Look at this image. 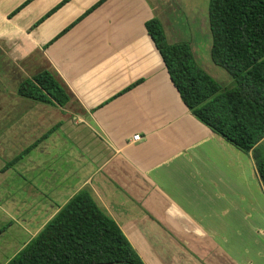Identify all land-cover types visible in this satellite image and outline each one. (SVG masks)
Listing matches in <instances>:
<instances>
[{
    "label": "crops",
    "instance_id": "0c3cea01",
    "mask_svg": "<svg viewBox=\"0 0 264 264\" xmlns=\"http://www.w3.org/2000/svg\"><path fill=\"white\" fill-rule=\"evenodd\" d=\"M156 16L150 0H0L15 60L29 55L71 96L59 107L0 92V211L29 241L86 189L144 264H264V240L240 227L256 211L241 168L264 206L253 161L183 104L144 27Z\"/></svg>",
    "mask_w": 264,
    "mask_h": 264
},
{
    "label": "trees",
    "instance_id": "16d2710c",
    "mask_svg": "<svg viewBox=\"0 0 264 264\" xmlns=\"http://www.w3.org/2000/svg\"><path fill=\"white\" fill-rule=\"evenodd\" d=\"M208 26L211 61L231 77L230 88L198 65L188 42H168L157 17L144 23L183 104L212 132L250 155L264 191V0H209ZM16 93L59 107L71 99L65 85L48 70L22 80ZM6 264L144 262L116 222L82 189Z\"/></svg>",
    "mask_w": 264,
    "mask_h": 264
},
{
    "label": "rangeland",
    "instance_id": "374dc122",
    "mask_svg": "<svg viewBox=\"0 0 264 264\" xmlns=\"http://www.w3.org/2000/svg\"><path fill=\"white\" fill-rule=\"evenodd\" d=\"M157 9L162 22L166 39L170 43L188 42L192 48L194 58L198 65L212 76L222 87L230 88L234 85L228 73L211 61L210 47L211 34L208 26V2L209 0H150ZM7 38H0V92L16 90L20 81L33 75L29 66V55L23 61H17L18 46L8 44ZM7 43V47L6 44ZM16 43V42H15ZM62 137L63 134L59 133ZM12 149L11 153H16ZM249 160V159H248ZM241 181L238 183L247 188V193L253 192L252 199L256 203V211L252 212L247 207L246 219L241 227L245 240H264V206H262V194L252 188L256 183L250 177L249 166L241 168ZM14 178V177H13ZM15 179L9 183V189L14 186ZM240 199V197H238ZM247 200L250 196L246 197ZM16 217V216H14ZM263 218V219H261ZM16 219V218H15ZM263 222V223H261ZM255 227V228H254ZM244 229H246L244 231ZM253 231V233H252ZM258 234H257V233ZM28 236L24 234L21 221H11L0 211V264H6L28 242ZM193 240H195L193 238Z\"/></svg>",
    "mask_w": 264,
    "mask_h": 264
},
{
    "label": "built area",
    "instance_id": "2783aa9c",
    "mask_svg": "<svg viewBox=\"0 0 264 264\" xmlns=\"http://www.w3.org/2000/svg\"><path fill=\"white\" fill-rule=\"evenodd\" d=\"M141 137L139 135H134L133 136V141H139Z\"/></svg>",
    "mask_w": 264,
    "mask_h": 264
}]
</instances>
